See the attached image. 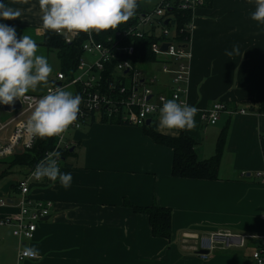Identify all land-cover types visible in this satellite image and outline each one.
Returning a JSON list of instances; mask_svg holds the SVG:
<instances>
[{
	"label": "crops",
	"instance_id": "obj_1",
	"mask_svg": "<svg viewBox=\"0 0 264 264\" xmlns=\"http://www.w3.org/2000/svg\"><path fill=\"white\" fill-rule=\"evenodd\" d=\"M154 4L155 0L150 3ZM9 6L22 9L23 14L5 24L16 29L17 38L31 36L39 45L38 54L47 57L53 67L48 83L29 92L43 94L59 82L56 75L61 62L55 51L42 44L45 30L38 0H28V4L9 0ZM254 8L247 0H206L193 12L187 87L188 104L198 109L196 127L159 130L172 135L183 131L193 137L199 157L207 159L214 155L225 129L218 178L173 176V150L156 143L142 126L99 121L83 124L72 133L68 140L72 153L59 166L62 173H71V186L64 188L59 181L53 185L46 178L31 182L32 197L52 201L53 210L38 222L32 240L13 243L16 247L11 257L1 264H17L20 244L39 253L37 259L24 264H255L251 258L253 240L247 248L215 251L208 259L181 243L184 233L215 230L264 236V184L255 175L264 169V114L255 105L264 95V25L251 20ZM234 44L239 46V54L229 58L225 49L231 51ZM155 70H146L160 80L154 85L155 92L169 95L173 74L163 72L162 67ZM217 101L245 109V113L223 112L215 126H210L204 114ZM0 110V117H5L0 121L17 113ZM154 122L158 129L159 115ZM12 128L8 126L5 134ZM21 167L27 168L20 172L21 177L32 169ZM1 194L7 198L0 200L8 199L10 204L0 207V217L16 216L19 195L14 198L6 187ZM125 198L138 206L170 208L171 238L154 236L148 216L125 206ZM8 235L2 232V238ZM189 240L194 244L195 238Z\"/></svg>",
	"mask_w": 264,
	"mask_h": 264
},
{
	"label": "built area",
	"instance_id": "obj_2",
	"mask_svg": "<svg viewBox=\"0 0 264 264\" xmlns=\"http://www.w3.org/2000/svg\"><path fill=\"white\" fill-rule=\"evenodd\" d=\"M206 0H182L179 7L184 11H191L192 17L186 24V30L189 33L187 43H179L175 39L174 30L164 27L162 33L165 39L158 40L152 44V52L158 57H165L162 70L165 73L173 74V85L170 94L156 93L154 85L158 81L155 75L149 76L139 65L134 64L131 57L136 52V46L133 42L126 43L129 37L141 38L145 32L156 23V19L164 15L167 9L172 6L167 0H156L154 8L151 11L140 15L136 25L118 30L117 40L104 44L98 42L94 33L83 44V56L80 59L76 72L69 78L63 71L56 75L58 83H53L43 94L28 93L31 100L21 101V109H16L17 113L6 121H0V160L17 153L19 150L25 151L32 149L37 138H30L26 132V122L34 110L35 101L49 90L57 87L66 88L75 86L82 97L80 113L77 121L69 127L80 129L83 120L91 113L105 115L107 117H118L122 123L144 126L148 119H154L160 115L159 109L163 106L165 100L176 99L181 104H188V82L191 72L192 51L190 40L193 32V12ZM183 32L184 29L181 28ZM66 41L71 42L72 34H67ZM167 43L166 50L162 48ZM90 57L86 60L85 56ZM120 57V58H119ZM118 59L113 69L111 62ZM167 60V61H165ZM108 71H110L108 73ZM91 105V106H90ZM189 105V104H188ZM223 112L230 115L236 113H245V109H238L228 106L223 101H217L206 111L204 119L209 124H216ZM13 125L10 133L4 130ZM76 129V130H77ZM5 134V135H4ZM64 135L59 137L58 144L54 150L69 149L70 143L64 141ZM53 151V150H52ZM63 162L62 155L58 160V166ZM36 167V166H35ZM31 171L24 178L17 182L19 213L16 216L0 217V225H10L13 227V233L19 240H32L38 227V222L43 218L50 216L53 210V202L50 200L34 198L31 195V182H41L32 176ZM256 177L264 184V169L255 173ZM10 204L9 200L1 199L0 207ZM190 238H195L194 244H189ZM250 240L256 242L253 244L251 258L255 264H264V236L237 234L229 230H215L203 234L184 233L181 243L184 248L194 251L202 259H208L212 253L219 250H228L230 248H247ZM25 244H20L17 251V264H24L27 260H35V257L24 255Z\"/></svg>",
	"mask_w": 264,
	"mask_h": 264
},
{
	"label": "clouds",
	"instance_id": "obj_3",
	"mask_svg": "<svg viewBox=\"0 0 264 264\" xmlns=\"http://www.w3.org/2000/svg\"><path fill=\"white\" fill-rule=\"evenodd\" d=\"M14 3L28 4V0H13ZM254 4L250 18L264 25V0H247ZM42 28L58 35L88 34L117 29L136 14L139 0H38ZM30 10V9H29ZM23 10L6 5L0 0V20L20 18ZM39 45L29 35L17 38L16 29L0 24V104L12 106L15 101L31 100L27 94L48 83L53 72L47 57L39 55ZM231 58L239 54V46L225 49ZM82 97L62 87L49 90L35 101L34 110L26 122L30 138L61 137L78 118ZM91 106V105H90ZM198 109L175 98L165 100L159 109L158 130H192L196 127L195 115ZM61 153L47 152L38 162L32 176L41 181H56L64 187L71 186V173H62L58 166ZM24 255L37 256L35 248H25Z\"/></svg>",
	"mask_w": 264,
	"mask_h": 264
},
{
	"label": "trees",
	"instance_id": "obj_4",
	"mask_svg": "<svg viewBox=\"0 0 264 264\" xmlns=\"http://www.w3.org/2000/svg\"><path fill=\"white\" fill-rule=\"evenodd\" d=\"M156 1V0H155ZM172 6L167 9L163 16L156 19V23L150 27L145 35L141 38L129 37L125 40L126 43L133 42L136 46V52L131 57L134 64L140 65L143 63L157 62L159 58L152 52V44L158 40L165 39L162 33L163 28H175V39L179 43H187L189 41V33L186 30V24L191 19V11L181 10L179 5L182 0H167ZM9 6V0H3ZM139 7L136 14L127 22L121 24L117 29H110L102 31L99 34L94 32V36L98 42L107 44L110 39L117 40L116 33L118 30L136 25L141 14L151 11L154 5L145 3L139 0ZM168 20V23L166 21ZM7 20H0V24H5ZM181 28L184 31H181ZM87 39V34L80 33L79 35H72L71 42L66 41L65 35H58L51 31L45 30L42 44L53 51H57V55L61 62V71H63L69 78L73 77L76 72L77 65L83 56V44ZM120 58V57H119ZM118 59H114L110 67L113 69ZM110 71H108L109 73ZM78 89L73 94H77ZM257 110L264 114V95L260 101L256 103ZM237 108V107H235ZM155 119V118H154ZM154 119L150 124L142 126L144 133L152 138L156 143L168 146L173 150L174 158L172 164V174L175 177L193 178V179H217L219 165L223 153L224 142L226 139V130L223 129L218 139L216 151L213 156L207 159H201L197 152V141L181 131L178 135L169 133H162L157 129ZM103 123H122L118 117H107L105 115H97L91 113L83 120L84 125L93 124L95 122ZM59 137L52 138H37V141L32 149L17 152L11 156L1 159L5 163H9L10 167L28 166L35 167L41 161L47 152L54 150L58 144ZM264 148V141H263ZM64 164L66 159L71 155L69 149H60ZM28 174V173H27ZM26 174V175H27ZM25 175V176H26ZM24 176V177H25ZM23 177V178H24ZM2 177H0L1 179ZM21 180V179H20ZM13 187L18 191L17 184ZM124 205L133 209L136 213H142L148 216L152 233L156 237L170 239L172 236V211L170 208L162 207L157 204L149 206H138L128 198L124 199ZM4 226V225H3ZM10 226V225H8Z\"/></svg>",
	"mask_w": 264,
	"mask_h": 264
},
{
	"label": "rangeland",
	"instance_id": "obj_5",
	"mask_svg": "<svg viewBox=\"0 0 264 264\" xmlns=\"http://www.w3.org/2000/svg\"><path fill=\"white\" fill-rule=\"evenodd\" d=\"M143 1L145 3H149V4L151 2H154V0H143ZM55 52L57 53V51H55ZM85 59L86 60H90V57H88V55H87V56H85ZM164 59H165V57L163 56V57L159 58V60L157 62L143 63V64H140L139 67L142 70H144V71H146L150 67L151 68H156L155 71L158 72L157 69L162 67ZM54 71H57V70H54ZM162 77L163 76L161 75L160 79ZM158 81L160 82L159 79H158ZM65 89L74 93L75 90H76V87L75 86H69V87H66ZM2 113L3 112L0 110V115ZM0 118L5 120L4 115L1 116ZM222 125H221V127H222ZM210 126H215V125L211 124ZM217 127H220V126H217ZM76 129L77 128L68 129V131L65 132L64 141H68L69 139H71L72 138V133ZM25 171H27L26 167H20L18 165L14 166V167H10L9 163L7 164V163L3 162L2 160H0V177H2L0 179V198L6 197V196H2V194H1L2 190H5V187H6V189H9L10 191H12V196L14 198H16V196L18 195V191L13 187V185L11 183L13 182V179H15L16 177H18V179L21 177L20 172L22 173V172H25ZM15 173H17V175ZM24 176H22L20 179H22ZM8 227H10V226L7 225V227L6 226L4 227V226L0 225V264L3 261L8 262L9 258L11 257L13 248L16 247V244L18 245V242H19V238L17 236H15L14 233H13L12 226H11V228H8ZM2 232H9V235L7 237H5V238H2ZM14 242L16 244H13ZM252 249H253V247H252Z\"/></svg>",
	"mask_w": 264,
	"mask_h": 264
},
{
	"label": "water",
	"instance_id": "obj_6",
	"mask_svg": "<svg viewBox=\"0 0 264 264\" xmlns=\"http://www.w3.org/2000/svg\"><path fill=\"white\" fill-rule=\"evenodd\" d=\"M166 23H168V20L166 21ZM167 47H168L167 43L163 44V46H162V48L164 50H166ZM21 107H22V104H21L20 100L15 101L14 105H12V106L0 104V108H2L4 111L10 112V113L15 111L16 109H21ZM151 122H152V119L147 120V124H150ZM18 152H20V150Z\"/></svg>",
	"mask_w": 264,
	"mask_h": 264
}]
</instances>
